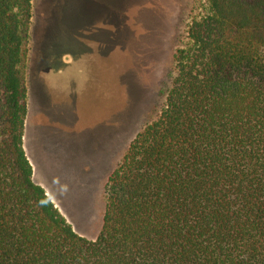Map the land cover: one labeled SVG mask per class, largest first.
Segmentation results:
<instances>
[{"label": "trees", "instance_id": "obj_1", "mask_svg": "<svg viewBox=\"0 0 264 264\" xmlns=\"http://www.w3.org/2000/svg\"><path fill=\"white\" fill-rule=\"evenodd\" d=\"M30 16L31 0H0V264H264V0H207L190 20L92 239L34 182L23 148Z\"/></svg>", "mask_w": 264, "mask_h": 264}, {"label": "rangeland", "instance_id": "obj_2", "mask_svg": "<svg viewBox=\"0 0 264 264\" xmlns=\"http://www.w3.org/2000/svg\"><path fill=\"white\" fill-rule=\"evenodd\" d=\"M206 9L207 0H31L23 148L77 233L98 234L106 179L158 114L174 48Z\"/></svg>", "mask_w": 264, "mask_h": 264}, {"label": "flooded vegetation", "instance_id": "obj_3", "mask_svg": "<svg viewBox=\"0 0 264 264\" xmlns=\"http://www.w3.org/2000/svg\"><path fill=\"white\" fill-rule=\"evenodd\" d=\"M40 109H41V107H40ZM40 112H42V111L40 110Z\"/></svg>", "mask_w": 264, "mask_h": 264}, {"label": "bare ground", "instance_id": "obj_4", "mask_svg": "<svg viewBox=\"0 0 264 264\" xmlns=\"http://www.w3.org/2000/svg\"><path fill=\"white\" fill-rule=\"evenodd\" d=\"M47 192V191H46Z\"/></svg>", "mask_w": 264, "mask_h": 264}, {"label": "water", "instance_id": "obj_5", "mask_svg": "<svg viewBox=\"0 0 264 264\" xmlns=\"http://www.w3.org/2000/svg\"><path fill=\"white\" fill-rule=\"evenodd\" d=\"M48 195V194H47Z\"/></svg>", "mask_w": 264, "mask_h": 264}]
</instances>
